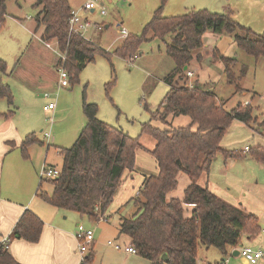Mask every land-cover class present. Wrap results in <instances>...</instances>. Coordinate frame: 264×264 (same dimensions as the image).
Segmentation results:
<instances>
[{
    "label": "trees",
    "instance_id": "trees-1",
    "mask_svg": "<svg viewBox=\"0 0 264 264\" xmlns=\"http://www.w3.org/2000/svg\"><path fill=\"white\" fill-rule=\"evenodd\" d=\"M7 1L0 0V25L6 16ZM166 1L159 0L141 36L127 34L116 49V53L129 58L135 55L136 46L146 39L147 33L150 36L172 34L166 52L174 67L164 77L169 88L152 112L153 118L166 127L158 128L149 121L142 125L139 136L131 137L122 129L100 120L97 104L83 99L82 111L86 121L70 147L58 148L62 158L59 175L44 179L50 182L52 191L50 194L43 191L40 197L53 207L77 212L91 221H98L101 216L107 219L126 173L134 170L137 149L149 151L157 171L143 176L138 193L132 198V210L129 214L119 213L118 231L129 238L136 254L150 264H197L200 245L215 247L225 254L227 248L238 247L242 235L253 238L261 232L257 215L226 202L199 183L201 177L207 178L217 154H222L225 161L240 156L237 151L225 150L219 145L227 125L233 119L248 124L255 117L249 103L242 105L239 102L227 110L222 102L217 101L209 84L189 80L184 67L202 46V35L206 31L228 34L240 50L255 60L264 59V31L257 33L240 24L232 18L230 9L221 13L191 9L164 16L162 8ZM32 6L38 9L34 15V32L40 30L42 41L54 42L61 52L66 53L64 66L70 80L76 79L78 72L94 59L96 53H107L96 41L69 34L71 7L68 0H35ZM212 57L222 62L227 82L234 85L235 91H242L238 80L245 75L246 66H241V73L237 76L235 58L217 54L216 48ZM60 62L61 59L56 65ZM6 69V62L0 58V72L4 73ZM1 97L12 102L9 86L0 79ZM179 115L188 116L190 123L172 125L169 117ZM143 135L153 139L151 149L142 144L140 137ZM36 141L34 133L24 137L20 144L24 156L27 147ZM251 156L259 162L264 161V147L255 148ZM180 172L186 173L190 182L181 199L169 198L168 194L177 187ZM42 181H39V187ZM187 207L192 208L189 215H185ZM42 227V219L32 210L25 209L7 241L0 243V264H21L8 249L10 239L36 242ZM163 253H167V260H161ZM90 259L89 255L83 263L90 262Z\"/></svg>",
    "mask_w": 264,
    "mask_h": 264
},
{
    "label": "rangeland",
    "instance_id": "rangeland-1",
    "mask_svg": "<svg viewBox=\"0 0 264 264\" xmlns=\"http://www.w3.org/2000/svg\"><path fill=\"white\" fill-rule=\"evenodd\" d=\"M34 1L8 0L6 16L0 25V58L7 65L6 72H0V79L9 86L12 94L11 103L6 98H0V121L8 124L7 127L13 124L22 132L27 129V134L34 133V136L44 143L42 154L47 144H52L49 152L52 154L55 149L53 145L70 147L74 143L86 121L82 111L83 99L88 103L97 104V117L100 120L122 129L131 137L139 136L142 125L149 121L158 128L166 127L161 121L153 118L152 112L162 102L169 88L164 77L174 67L173 60L166 52V45L170 42L172 34L150 36L147 33L146 39L141 40L136 46L134 54L137 58L133 61L125 55L116 53V49L125 38L120 36L119 30L125 29L130 36H141L159 0H102L104 15L98 14L97 11L85 14L89 15L92 21L104 26L99 32L100 40H93L98 42V46L107 53H96L94 59L87 62L78 72L76 79L69 78V85L58 91H56L58 74L54 65L59 57L56 52L45 47L44 41L39 37L40 30L34 32V15L38 10L32 6ZM84 1L68 0V3L72 9H79ZM256 1L194 0L186 9H207L218 13L230 9L232 18L242 24L240 21L244 22L242 18L248 11L257 9ZM208 2L211 3L212 10L209 7H201L204 6L202 3ZM89 35H92L91 31L88 32ZM51 45L54 47V42H51ZM232 58L237 60L234 65L237 76L240 75L243 64L246 66V71L248 70L238 80L247 88L245 95H242V91H235L234 85L227 82L224 71L221 72L222 65L216 62L214 64L213 61L207 68L204 67L205 61L210 62L204 53L202 58L195 57L193 60L196 61L189 63L190 69L193 68L192 64L197 63V66L204 69L205 74L198 70L200 80L209 78L208 80L212 82L209 86L217 100L222 102L227 110L234 108L239 102L245 105L246 99H252L253 90L261 95L262 92L258 89L261 86L264 87V59L259 58V64L255 65L257 60L244 51H238V56H232ZM45 93L51 96L46 97ZM50 101L55 102L56 107L54 111H45L43 106ZM251 107L255 119L248 124L233 119L227 125L219 142L222 149L237 151L240 156L225 161L222 154H217L211 162L208 175L209 181L220 185L219 195L216 193L219 198L240 206L246 212L255 213L261 226L264 224V167H261V163L251 156V151L258 146H264V99L262 101L256 96ZM9 111L12 112L9 114ZM168 120L172 121L174 126L190 123V118L186 115L169 117ZM45 131L51 135L48 142L43 135ZM140 138L146 148L153 147L154 141L150 136L143 135ZM34 146L41 148L40 144ZM245 146H248L250 150L244 152ZM55 156L57 157L51 160L54 164L50 165L60 167L62 159L59 155ZM156 171V162L152 154L144 149H137L135 167L131 173L134 178H140L136 187L140 185L144 175L155 174ZM39 177L38 172L34 190L37 198H41L40 194L43 191L47 194L52 191L50 182L44 179L39 187ZM241 178L245 179L244 183ZM189 182L187 174L180 172L177 187L168 194V197L181 199L183 190ZM204 182V177H201L199 183L204 185ZM224 196L225 199L222 198ZM119 206L120 204H117L114 198L110 205L109 210L112 211L109 217L103 220L101 216L98 221H91L77 212V217H74V211L60 208L64 212L59 220L69 229L73 228L77 231L79 223L94 229V262L84 264H101V262L102 264H137L134 256L132 260L125 259L123 252L107 245L109 240L113 244H128L127 236L118 232L119 214L115 210ZM191 209L187 207L185 215H189ZM123 210L125 214H129L132 203L126 204L120 212ZM241 241L244 245L260 249L264 253V241L260 234L256 235L252 241L246 240L242 235ZM85 253L88 255L89 249ZM222 256L219 249L200 245L197 264H217Z\"/></svg>",
    "mask_w": 264,
    "mask_h": 264
},
{
    "label": "crops",
    "instance_id": "crops-1",
    "mask_svg": "<svg viewBox=\"0 0 264 264\" xmlns=\"http://www.w3.org/2000/svg\"><path fill=\"white\" fill-rule=\"evenodd\" d=\"M193 1L194 0H167L162 8V14L165 13V15L163 14L164 16H171L180 14L182 12L184 13V11L188 10L186 9L188 4L192 3ZM255 3L257 5V9L255 11H248L247 15L242 18L244 22H240L244 25H247V27L249 26V28H251L253 31L261 33L262 30L264 31V0H257ZM210 4V2H208L207 4L202 3V5L204 6L201 7H209L211 9ZM158 5L159 1L154 7V10L158 7ZM105 27H107V25H105ZM91 33L92 35L89 36L92 40H100L101 33L94 31ZM214 48H216L217 54L228 58H232V56L236 55L238 56V51H242L237 47L236 43L230 35L216 34L211 31H206L202 35V46L196 51L193 59L200 56L202 58L204 53L205 56L209 58L208 62L210 60L209 63L203 60L206 62L204 67L207 68L208 65L214 61V64L216 62L218 65H222L221 72H223L224 67L222 62L212 57ZM193 59L191 61H196ZM56 64L54 65L55 68ZM190 64L186 69L191 71L193 74L192 77H189V80L194 79L198 80L200 83H212L210 80H208L209 78L200 80V73L198 70H201L204 73V69L199 65L197 66L198 63L195 65L192 64V69L189 68ZM257 64H259L258 60L255 62V65ZM258 84L259 86H261L260 82ZM241 87L242 95H245L247 88L244 85H241ZM260 88L258 90L259 92H262L261 95H258L259 93L253 90V93L251 94L252 99H246L244 102L248 101L252 106L253 99L256 96L261 98L263 101L264 87L261 86ZM6 125L8 124L0 121V243L5 238L9 237L16 221L21 216L23 211L25 209H31L42 219L43 227L40 237L36 242H28L20 238L10 239L8 249L17 262L21 264H84L82 258L85 259L89 255L91 256L90 262H94V242L89 248L88 255H85L86 253L81 254L77 247V240L75 237L76 230L74 231L73 228L69 229L66 224L61 223L59 220L62 217V213L64 211L60 208H56L47 204L42 200V198H37L36 193H34L37 184V174L39 170L45 164H54L51 163L53 162L51 160L53 159V157H57L55 155H59V147L53 145L55 149L52 151V154H49L50 146L52 144H47L46 148H44L45 152L44 154H42L44 143L43 141H40L36 138L38 141L30 144L27 147L26 156H24L20 150V144L22 143L24 137L27 135V129L24 128L25 130L22 132L18 130V128L13 124H11L9 127H7ZM51 139L53 140V138ZM48 141L49 140H47V142ZM36 144H40L41 148L34 146ZM59 158L62 159L60 155ZM260 163L261 167H264V161ZM61 164L62 161L59 165L61 166ZM53 166L59 167L57 165ZM131 173H126V176L114 197L116 198L117 204H120L115 212H117L118 214L120 213L121 215L125 214V211L123 210L122 212H120V209L122 207H125L126 204L132 203V198L138 193V189L142 183L141 181L140 185L136 187V184L140 182V178H134ZM140 176L142 178V175ZM204 179V186H207L211 191L219 195L218 192L220 191H218V189L221 190L220 185L216 184L214 181H209V175ZM241 180L243 183L245 182L244 178H241ZM20 181L21 183H19ZM222 198L225 199V196ZM111 211L108 210V213H110ZM73 213V215H75L74 217H77L78 214L76 212ZM261 226L262 228H264V224ZM258 234L261 235L262 240L264 241L263 233L259 232ZM255 236L253 238H255ZM243 237H245L248 241L253 240V238H248L247 235H243ZM126 239L128 244H119L120 248H115L113 242L112 244L107 243V245H109V247H113V249L115 250L123 252L125 259L130 258L132 260V257L134 256L136 259L135 263L150 264V261L139 257L136 253L127 252L124 249L126 246L130 245L129 238L127 237ZM238 246L251 247L249 245H244L241 241V238ZM234 250L235 248L232 247L227 248V252L225 254L222 253V259L217 264H251L239 254H234ZM233 259L238 262L236 263ZM253 264H264V254L261 259Z\"/></svg>",
    "mask_w": 264,
    "mask_h": 264
},
{
    "label": "built area",
    "instance_id": "built-area-1",
    "mask_svg": "<svg viewBox=\"0 0 264 264\" xmlns=\"http://www.w3.org/2000/svg\"><path fill=\"white\" fill-rule=\"evenodd\" d=\"M102 0H85L84 3L80 6L79 9H70V14L68 18V32L69 34H76L86 40H91L90 36H88V32H100L103 30L104 26L102 24H99L95 21H92L89 18V15L94 12H98L100 15L105 14V9L103 8ZM119 34L121 37H125L127 35V32L125 29H120ZM44 45L46 48L52 50L53 52H56L58 54L59 59H61V62L56 65V72L58 74L57 79V90L64 87H67L69 85V74L67 69L64 66V61L66 58V53L61 52L56 44L54 43V47L51 45V42L44 41ZM136 58V55H132L128 59L130 61H133ZM192 72L189 70H186V76L192 77ZM189 86H192V84L189 82ZM46 97H50L51 95L49 93L44 94ZM249 102L246 101L245 104H248ZM56 107V103L53 101L48 102L46 105L43 106V109L45 111H54ZM44 138L49 140L50 133L44 132ZM250 150L248 146H245L243 149L244 152H247ZM40 180L41 179H53L56 178L59 175V167L53 166V165H43L41 169L39 170ZM101 219L106 220L105 216H102ZM261 232L264 235V228L261 229ZM75 237L77 240V247L81 254H84L90 246L94 242V230L92 228L85 227L81 223L77 225V231L75 233ZM3 241H7V238H5ZM108 244H112V241H107ZM115 248H120L119 244H113ZM127 252L130 253H136V250L131 245H128L124 248ZM238 254L243 257L246 261L253 264L256 263L259 259L263 257V252L260 249H253L248 246H238ZM84 258H82L83 261Z\"/></svg>",
    "mask_w": 264,
    "mask_h": 264
},
{
    "label": "water",
    "instance_id": "water-1",
    "mask_svg": "<svg viewBox=\"0 0 264 264\" xmlns=\"http://www.w3.org/2000/svg\"><path fill=\"white\" fill-rule=\"evenodd\" d=\"M184 69L186 70L187 69V66H185ZM234 254H238V249L237 248H235ZM167 259H168L167 253H163L161 255V260H167Z\"/></svg>",
    "mask_w": 264,
    "mask_h": 264
}]
</instances>
